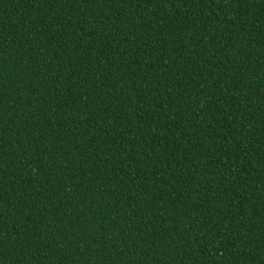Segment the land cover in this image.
Here are the masks:
<instances>
[{
    "label": "trees",
    "instance_id": "16d2710c",
    "mask_svg": "<svg viewBox=\"0 0 264 264\" xmlns=\"http://www.w3.org/2000/svg\"><path fill=\"white\" fill-rule=\"evenodd\" d=\"M0 264H264V0H0Z\"/></svg>",
    "mask_w": 264,
    "mask_h": 264
}]
</instances>
